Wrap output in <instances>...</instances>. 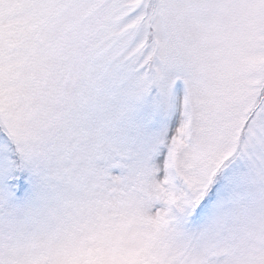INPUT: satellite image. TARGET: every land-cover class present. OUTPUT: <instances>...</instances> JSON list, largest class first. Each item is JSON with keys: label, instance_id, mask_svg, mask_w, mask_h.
<instances>
[{"label": "snow or ice", "instance_id": "obj_1", "mask_svg": "<svg viewBox=\"0 0 264 264\" xmlns=\"http://www.w3.org/2000/svg\"><path fill=\"white\" fill-rule=\"evenodd\" d=\"M0 264H264V0H0Z\"/></svg>", "mask_w": 264, "mask_h": 264}]
</instances>
